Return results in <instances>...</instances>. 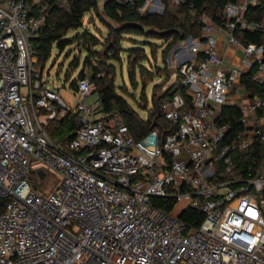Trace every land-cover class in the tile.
<instances>
[{
    "label": "built area",
    "instance_id": "built-area-1",
    "mask_svg": "<svg viewBox=\"0 0 264 264\" xmlns=\"http://www.w3.org/2000/svg\"><path fill=\"white\" fill-rule=\"evenodd\" d=\"M261 1L228 2L221 23L204 15L202 34L188 38L171 75L186 93L163 102L168 132L154 127L136 138L120 111L87 101L96 88L89 75L77 81L75 107L40 79L34 83L33 38L49 4L0 0V197L8 198L0 211V264H264V167L246 176L234 157L257 138L264 142V124L249 121L264 96L234 102L244 75L264 85V44L237 35L264 30V19L246 16ZM120 2L147 14L166 7L164 0ZM224 40L242 50L239 59L227 56ZM225 106L240 108L246 125L227 144L230 126L219 120ZM67 116L78 127L65 144L46 126ZM220 162L228 177L217 181ZM45 167L62 176L49 196L33 181ZM157 196L177 203L160 208ZM188 207L203 211L199 225L182 219Z\"/></svg>",
    "mask_w": 264,
    "mask_h": 264
},
{
    "label": "trees",
    "instance_id": "trees-1",
    "mask_svg": "<svg viewBox=\"0 0 264 264\" xmlns=\"http://www.w3.org/2000/svg\"><path fill=\"white\" fill-rule=\"evenodd\" d=\"M48 2V15L45 24L39 29L33 38L37 62L44 68L52 57L55 48L65 50L69 45L75 44L81 49L87 50L84 67L79 76L73 80L72 86L77 87L79 78L89 75L95 84V92L98 93L100 109L103 111L117 109L122 113L128 123L132 134L141 138L147 131L154 127H160L166 134L170 124L164 119L163 113L159 115L158 106L162 108L163 102L174 93L180 91L186 93V86L179 81L173 82L162 94L157 89L162 83H156L153 87V107L146 117L142 116L128 101L127 90L124 85L116 84L115 61L124 62L123 54L128 60V73L130 81L138 87L139 77L145 85L154 82L156 77L167 81L172 71L165 62L168 52L175 43L186 40L190 36H200L204 24V15H208L215 23L224 20V9L228 2L236 0H186L185 3L176 4L164 0L166 7L164 13H142L129 4H122L120 0H46ZM145 0H139V6ZM87 14L99 16L106 24L108 31L102 37L95 33L84 23ZM248 20L264 19V0L256 6H251L246 13ZM237 35L243 42L264 44V30L238 29ZM153 39L165 42L163 59L165 64L159 65L150 62L146 46L152 47L154 55L158 43ZM129 46L124 44L125 41ZM79 57L73 64L78 65ZM150 63L151 67L146 65ZM241 84L249 88L254 95L264 96V85L251 80V73L244 75ZM123 88V89H122ZM122 89V91H120ZM126 90V91H125ZM143 89L142 97L148 101ZM258 113H264V108ZM242 112L237 106H225L219 117L223 123L230 126L228 136L223 144L231 143L237 139L238 134L246 129L241 121ZM47 130L49 134L65 143L71 139L78 127L74 116L62 119H51ZM238 171H243L246 176L255 175L264 167V142L257 138L255 142L243 150L234 152ZM223 164L218 163L216 180L226 179ZM8 198L0 197V211L4 209ZM153 203L160 208L169 210L177 203L176 198L154 197ZM189 225H199L205 215L201 209L188 207L181 213Z\"/></svg>",
    "mask_w": 264,
    "mask_h": 264
},
{
    "label": "rangeland",
    "instance_id": "rangeland-1",
    "mask_svg": "<svg viewBox=\"0 0 264 264\" xmlns=\"http://www.w3.org/2000/svg\"><path fill=\"white\" fill-rule=\"evenodd\" d=\"M100 1L101 3L103 2V0ZM84 23L87 27L91 28L101 37L108 31V27L100 20L99 16L87 14L84 18ZM187 40L188 38L186 40L175 43L167 54L165 62L168 64L169 69L172 71V74L180 64V58L184 54V51L182 49L184 48V45H186ZM153 41L158 43V46H156L155 55L153 53L152 47L150 45L146 46L150 62H156L157 64L162 66L165 64L163 59V50L165 49L166 44L164 41L159 39H153ZM124 44L126 46L130 45L127 40L124 42ZM86 56L87 50L81 49L75 44L69 45L65 50H59L55 48L52 57L49 59L44 68H41L38 62L35 64L33 81L35 83L37 78L40 79L43 83L44 88H49L58 92L67 103H69L72 107H75L77 102L79 101V94L72 86V82L79 76L80 71L83 69ZM76 57H79L80 62L78 65L74 66L75 64H73V62L75 61ZM123 59L124 62L122 63L118 61L114 62L116 65V84L126 86V97L128 101L142 116L146 117L148 111L153 107L152 96L154 85L156 83H162V85L157 89V93L162 94L167 88L170 87L173 81H171V76L165 82L164 78L156 77L154 82H149L145 85L142 78L139 77L138 87L135 88V86H133L130 81L126 53L123 54ZM146 65L148 67H151L149 62H146ZM37 74H40V77H37ZM33 88L36 94L39 93L38 88L35 86V84ZM122 89L120 91H122ZM143 89H145L146 91L145 93L148 97V101H146L144 97H142ZM24 90H27V92H29L30 84L26 85L24 87ZM97 99L98 93L94 92L88 97L87 101L89 103H92ZM37 112L41 120H44L47 117L45 115L46 111L37 108ZM34 120L36 123L37 131H39V125L35 115ZM249 121L254 122L256 126L261 125L257 111L250 115ZM50 122L53 121L49 120L48 123ZM183 155L188 157V153L185 149H183ZM45 169L47 175L44 178L34 175L33 181L38 191L49 196L53 193V191L57 190L60 187L62 176L58 171L52 168L45 167ZM182 207L183 203L179 202L177 208L181 209Z\"/></svg>",
    "mask_w": 264,
    "mask_h": 264
},
{
    "label": "crops",
    "instance_id": "crops-1",
    "mask_svg": "<svg viewBox=\"0 0 264 264\" xmlns=\"http://www.w3.org/2000/svg\"><path fill=\"white\" fill-rule=\"evenodd\" d=\"M223 50L226 52L227 56L230 59L237 60L242 55V50L237 47L229 46L228 43L224 40L223 42ZM235 100L234 102H242L244 100H249L254 96L253 92L241 84V82L237 85V89L235 91ZM260 122L264 124V113H258Z\"/></svg>",
    "mask_w": 264,
    "mask_h": 264
},
{
    "label": "water",
    "instance_id": "water-1",
    "mask_svg": "<svg viewBox=\"0 0 264 264\" xmlns=\"http://www.w3.org/2000/svg\"><path fill=\"white\" fill-rule=\"evenodd\" d=\"M158 110H159V115H160L161 114V106L160 105L158 106ZM38 173L42 178L45 177V175H46V172L44 170H39Z\"/></svg>",
    "mask_w": 264,
    "mask_h": 264
}]
</instances>
